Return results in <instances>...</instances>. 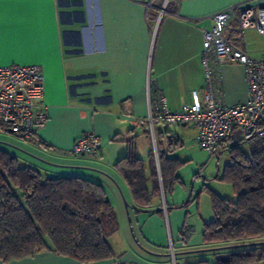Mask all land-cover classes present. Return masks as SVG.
Listing matches in <instances>:
<instances>
[{
  "label": "crops",
  "instance_id": "1",
  "mask_svg": "<svg viewBox=\"0 0 264 264\" xmlns=\"http://www.w3.org/2000/svg\"><path fill=\"white\" fill-rule=\"evenodd\" d=\"M238 5L264 6V0H37L28 8L5 5L0 67H39L47 120L34 136L43 144L13 134L21 144L0 140V149L45 175L82 176L100 183L117 215L119 228L109 238L114 256L107 260L82 263L42 251L21 260H0V264H186L206 256L193 251L204 247L202 230L211 219L203 221L200 242L192 244L187 231L182 232L183 228L188 232L190 229L177 194V187L185 188L179 167V180L166 197L163 193L165 209L161 200V210L156 211V200L146 208L135 204L114 165L134 145L148 176L150 135L146 126L123 117L125 109L134 118L146 116L147 76L171 111L190 103L193 92L200 94L204 86L202 29L213 27L218 11ZM238 45L251 57L264 59V34L246 29ZM220 78L221 100L225 104L247 101L241 64H222ZM156 129L166 132L161 137L163 148L165 142H172L168 156L180 164L185 162L175 149L185 144L187 136L197 143L196 128L188 123L159 125ZM87 131L101 141L95 159L77 156L71 150L79 135ZM230 144L234 142L218 145L216 158L228 154L225 147ZM126 215L133 233L135 230L142 241L135 234L134 241L128 226H122ZM157 236L163 237L166 245Z\"/></svg>",
  "mask_w": 264,
  "mask_h": 264
},
{
  "label": "trees",
  "instance_id": "2",
  "mask_svg": "<svg viewBox=\"0 0 264 264\" xmlns=\"http://www.w3.org/2000/svg\"><path fill=\"white\" fill-rule=\"evenodd\" d=\"M0 129L2 127L0 126ZM149 136V132H146ZM166 132L155 130L164 197L179 180L180 162L162 146ZM32 142L43 144L35 137ZM225 140L220 144H227ZM219 144V145H220ZM243 144H248L244 150ZM173 145H176L173 143ZM229 162L219 179L231 186L234 202L211 193L212 218L193 252L206 256L186 264H256L264 261V137L225 147ZM145 163L131 145L115 162L135 204L161 210V189L152 148ZM150 182V187L148 186ZM136 211H139L135 209ZM117 215L100 183L82 176L45 175L0 149V260L4 263L50 251L82 263L114 256L109 238L118 230ZM186 228H183V233Z\"/></svg>",
  "mask_w": 264,
  "mask_h": 264
},
{
  "label": "built area",
  "instance_id": "3",
  "mask_svg": "<svg viewBox=\"0 0 264 264\" xmlns=\"http://www.w3.org/2000/svg\"><path fill=\"white\" fill-rule=\"evenodd\" d=\"M249 28L264 34V6H230L214 15L213 27L202 29V92H193L191 102L177 111L168 109L165 98L155 90L147 76L146 116L134 118L131 111L125 109L123 117L135 119L138 125L147 127L156 157L155 129L159 125L191 123L197 130L198 145L210 158L215 156L217 146L225 140L237 143L264 137V59L251 57L238 45V42H243L244 31ZM228 33L232 34V38L228 37ZM224 63L243 66L248 91L246 102L228 105L221 100L220 66ZM42 99L43 75L37 65L0 67L2 128L21 139L34 137L37 129L47 120ZM100 148V138L87 131L79 135L71 150L77 156L95 159Z\"/></svg>",
  "mask_w": 264,
  "mask_h": 264
},
{
  "label": "rangeland",
  "instance_id": "4",
  "mask_svg": "<svg viewBox=\"0 0 264 264\" xmlns=\"http://www.w3.org/2000/svg\"><path fill=\"white\" fill-rule=\"evenodd\" d=\"M0 140L15 146L21 144L16 140L13 134L8 132L5 128L0 129ZM185 140V144L182 147L175 149L176 151H179V155H181L183 160L186 159L185 162L179 166V173L185 183V188L182 186L177 187V194L181 197V204L184 205L182 214L186 221V227L188 224L190 229L189 232L186 230L187 234L191 237L190 241L192 244H195L201 240L200 234L203 221L206 222L212 218L210 193L214 192L217 195L219 194L222 198L232 202L236 200V196L234 195L231 186L219 179L222 174L224 163L229 161L228 154L223 153L217 158L216 155L210 158L209 154L202 149L193 138L187 136ZM242 148L246 150L248 144H243ZM129 220V217L126 215L125 223L121 220L122 226L124 224L128 226L127 228L134 241H136L134 239V234L140 241H142L143 239L135 232V230L133 233L132 227L129 226ZM123 230L122 227V232ZM157 237L159 241L164 242L163 237ZM164 245H166L165 242ZM205 246L206 245H204V247ZM256 264H264V261Z\"/></svg>",
  "mask_w": 264,
  "mask_h": 264
},
{
  "label": "snow or ice",
  "instance_id": "5",
  "mask_svg": "<svg viewBox=\"0 0 264 264\" xmlns=\"http://www.w3.org/2000/svg\"><path fill=\"white\" fill-rule=\"evenodd\" d=\"M37 3V0H0V36L5 22V5L11 4L22 8H28Z\"/></svg>",
  "mask_w": 264,
  "mask_h": 264
},
{
  "label": "water",
  "instance_id": "6",
  "mask_svg": "<svg viewBox=\"0 0 264 264\" xmlns=\"http://www.w3.org/2000/svg\"><path fill=\"white\" fill-rule=\"evenodd\" d=\"M154 150V149H153ZM155 160H156V164H157V170H158V177H159V180H160V174H159V166H158V159L157 157L155 156ZM160 188H161V200H162V204H163V209H165V206H164V197H163V192H162V187L160 185Z\"/></svg>",
  "mask_w": 264,
  "mask_h": 264
}]
</instances>
